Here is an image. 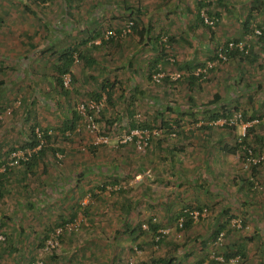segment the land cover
<instances>
[{"label":"rangeland","instance_id":"rangeland-1","mask_svg":"<svg viewBox=\"0 0 264 264\" xmlns=\"http://www.w3.org/2000/svg\"><path fill=\"white\" fill-rule=\"evenodd\" d=\"M180 1L188 4L180 11L183 18H179L178 0H0V161L8 159L9 163L14 153L30 155L37 151L40 146L20 148L32 126L48 128L51 138L47 145L59 149L55 154L44 153L33 174L23 172V166L6 174L0 166V174H6L0 178V264H151L163 256L179 264H239L240 257L237 261L224 260L229 248L227 237L223 235L218 241L213 232L215 224L230 216L225 192L228 168L229 175L245 170L239 153L227 149L241 143L242 130L236 127L239 137H234L231 128L212 123L210 137L204 138L199 126L205 120L197 106L219 94L227 108L243 111V105L250 103L245 96L255 93L239 87L241 74L237 76V90L231 88L234 82L230 73L239 71L240 59L236 56L220 70L206 72V81L194 89L191 103L186 81L174 80L168 86L164 76L159 82L152 76L157 71L165 76L187 72L184 62L191 70L194 63L206 64L216 43L237 39L264 45V38L254 33L255 29L264 31V0H205L204 10L214 18L220 13L222 20L218 18L210 30L199 24L202 32L194 29L192 35L178 31L186 29L184 22L190 16L184 9L189 6L196 10L198 0ZM252 10L250 27L245 29ZM131 11L133 15L127 18L125 14ZM128 20L137 22L135 30L93 49L94 65L75 60L72 72L76 80L72 82L68 74L62 76L68 81L63 82L67 90L64 95L54 70L62 49L78 46L95 30L120 29ZM173 23L176 33L167 29ZM142 30L145 32L140 36L136 31ZM159 36L161 42L168 41L162 55L156 39ZM177 40L187 44L180 45L184 49L173 44ZM92 42L99 44L100 39L92 38L87 45ZM156 58H160L158 69L149 78L151 62ZM104 83L112 84L111 101L101 90ZM93 93L102 95L104 117L119 116L123 130L106 126L104 118L98 117L96 132L85 126L62 132L64 114L69 119L73 110L78 111L77 105L92 99ZM253 101L258 103V98ZM127 103L133 107L131 116ZM166 103L172 105L173 115L184 113L180 129L187 140L183 143L178 135L171 138L152 122ZM193 105H197L195 122L189 114ZM255 118L264 130V114ZM132 119L154 127L143 149L136 141L120 146V137L127 133L125 126ZM103 134L108 135V142L96 144V137ZM163 137L169 139L165 146L178 154L173 170L178 176L166 169L169 160L157 148V140ZM248 141L256 148L252 136ZM256 181L257 188L252 189L258 192L264 184L258 177ZM221 188L223 191H218ZM126 200L132 201L128 213L123 210ZM193 205L205 208L206 215L189 228L178 230L175 216ZM75 210V219L62 226V220L68 221ZM235 217L230 221L239 220L242 227L241 214ZM146 219L160 225L157 231L165 235L161 243L153 241L158 236L146 224L144 234L123 233L126 221L134 226ZM60 227L58 240L50 239ZM46 235L44 245H40Z\"/></svg>","mask_w":264,"mask_h":264},{"label":"trees","instance_id":"trees-1","mask_svg":"<svg viewBox=\"0 0 264 264\" xmlns=\"http://www.w3.org/2000/svg\"><path fill=\"white\" fill-rule=\"evenodd\" d=\"M64 1H65L64 3H69V0H64ZM219 1L223 2V0H219ZM197 4H198L197 8H196L197 19L199 20V22L201 24L205 25L203 23V19L201 17L200 12H201V10L205 9L206 3L204 2V0H200L197 2ZM67 5L69 6V4H67ZM256 8L259 9L258 7H256ZM257 9H255V11H258ZM253 12H254L253 10L250 11L248 16H247V19L243 25V27L245 29H249V27H250L251 20H252L251 16L253 15ZM132 15H133L132 11L129 14H125V16L127 18H129V16L131 17ZM209 16H211V15H209ZM218 18L219 17L216 16V19H218ZM136 26H137V22L134 20L133 26H132V32L135 30ZM205 26L207 27L208 30L211 29L210 26H208V25H205ZM122 28H123V26L120 29H112V30L116 31V33L118 35L117 39H115L113 37H111L109 39H104L103 34H104L105 30L102 32H98V30H95V31H93L91 38L89 37V39H84L83 41H81L79 43L78 46H76V47L71 46V47H66V48L62 49V51L59 53V55L57 57L58 62L56 63L54 70H55V73L57 75L56 76V82L60 85V89L64 93V95H67V90L63 86L62 76L64 74H69L71 76L72 82H74L76 80V77H75L74 73L72 72L75 60L77 59L78 61H81L82 63L86 64L87 66L94 65L96 62V58L93 55V52H92L93 49L97 48L98 45H100V44H105V43L107 44L108 42H113L114 40H119L122 37L129 36L132 33L131 32L130 34H126V35L122 36L121 35ZM108 29H111V28H108ZM136 32L140 36H143L144 35L143 32H145V30L136 31ZM257 37L259 39L264 38V31L263 32L261 31V34L257 35ZM92 38H99L100 43L94 44L92 42L91 45H87L89 40H91ZM160 38L161 37L159 36L156 39L159 42L158 45L160 46V52H161L160 55H162L163 52L166 51L165 46L168 44L167 43L168 41L161 42ZM169 38L172 39L171 37H169ZM233 40L238 41L237 39H233ZM227 41H225L223 43H219L218 45L225 44ZM218 45L213 48L212 55L210 56L209 60H214L217 58L216 48L218 47ZM223 46L224 47L222 48V50L224 52H226L225 54L229 60L231 58L236 57V56L239 57L240 60H242L244 58H248L249 56H251L253 54L252 48H251L252 45H249V44H248L247 53H244L243 51H239L238 49L225 50L226 49L225 45H223ZM79 47H83V49H80ZM228 61L220 62L218 64V66H216V67L214 66L212 68H209L207 72H211L212 70H214V71L220 70L219 67L226 64ZM194 64L196 66L194 65V67H193L194 69H192V70L190 68H188L189 64H185L183 67L187 68L188 70L186 69L187 72H184L185 74L180 72L181 77L179 78V80L182 79L183 81H186L185 87L187 88L186 91H187V95H188V102H190V103L194 100V96H193L194 89L196 87H198L200 89L202 82L206 81V77H207L206 73L200 72V73L196 74V71H195L198 68H204L205 64H203V63H201V64L194 63ZM183 67H181L182 70H183ZM157 69H158L157 62L156 63L154 62L149 68L148 77L151 78L152 72H155ZM91 79H93V76H91ZM163 81L165 84H168V86H169L172 84L171 81H174V80L171 79L170 76L167 75V76H164ZM0 83H2V82H0ZM111 87H112V84H109V83H104L101 86L102 92L103 93L107 92L106 95H107L108 101L109 100L111 101V97H112L111 92H110ZM91 98L93 100L99 101L102 98V95L99 93H93V94H91ZM222 103L223 102H222L220 95L214 94L211 101H207L205 103L199 104L198 106L193 105V106L189 107V110H190L189 114H190V117H192L193 122H195L197 120L195 118V116H196L195 109H197V107H200L202 109V112H201L202 113V119L205 120V122L203 123V125L199 126V129L204 134V138L210 137L209 132L211 129L209 127V124H211L212 121L222 119V118H229L234 113L240 112L238 110H236V111L233 110L234 111L233 112L232 109L227 108ZM166 106L164 107L165 109H160L161 111L158 112V116L153 118L152 122H154L155 126H158L157 127L158 130H162V131L168 133L171 138L175 137V135H178L180 137V139H178V140L183 143L185 140H187V135H185L183 130L180 129V125L182 123L181 116L184 113L178 112V115L176 114V116H175V115H173L172 105L169 103H166ZM209 106H212V107H209ZM126 107H127L126 111L131 116L132 115L131 108H133L131 103H127ZM240 113H241L244 121L250 122V121L257 119L256 123H253L250 127L247 128L246 133H245L246 137H245V135L242 136L243 137L242 141H241V143H238V147H237V150H241V153H242L241 157H240L241 163H242L241 168L243 167V164L246 162L249 165L247 168L243 167V169L248 170V171L250 170L253 173V171L255 172L258 168L264 166V151H261L260 149H256L254 146L250 145L248 139L250 138V135L255 132V125H257L258 123H261V121L259 120V118L250 117V116L247 117V114L244 111H241ZM64 116H65L64 117L65 121L63 123L62 132H64V133L67 131L72 132L75 129H78V126L84 127V123L82 122V117L77 110L72 111V116L69 119L67 118L66 114H64ZM99 118H102V119L104 118L106 126H108V127L113 126V127H116L117 129L120 128V130L121 129L123 130V127H121V125L119 124V120H120L119 116L113 117V118L111 117L110 119L109 118L106 119V117H104L103 113L100 112ZM192 119H191V121H192ZM97 121H98V119H97ZM141 123L142 124H139L136 120L132 119L129 122L128 126L127 127L125 126V128H127L126 132H129L132 129H136V128L138 129L139 128L141 130L148 131L149 135H152V132H153L152 130L154 129V127L152 125L151 126L148 125L146 122H141ZM224 126L226 128H231L232 130H234L236 128L235 126H228L226 124ZM36 129H38L39 134L36 132ZM49 132L50 131L48 130V128H38L37 126H32V128L30 130L29 138L22 143L20 148L25 150L26 148L33 149V148H36L37 146H40V147L37 149V151H34L30 155H28V158L25 161L20 160V162H19L20 165L17 164L18 166L17 165H10V162L8 163V159L0 161V166H4L5 173L8 174L11 171H15L17 169V167L23 166V170H22L23 172H25L26 174H31V173L33 174L35 167L38 165L39 160L42 159L41 157H43L44 153H46L47 151H51L53 154H55V152L59 149H57L56 147L47 145V143H50V138H51V135ZM150 138L148 139V141L150 140ZM168 141H169V139L167 137H163L162 139L157 140L156 145H158L157 148L159 150H162V152L165 153L164 156L169 160V163H168V166H166V169L170 170L172 173L177 174V176H178L179 173H176L175 171H173L175 168V161L177 160L178 154L176 152H174L171 149V147L165 146V144ZM40 142H42V144ZM43 143H45L46 145ZM125 144L126 143H122V144H120V146L124 147ZM248 149L252 150V152H253L252 154L254 157H258L260 155H263V159L260 160L259 162H256V163H251L249 161L247 162L246 157L248 155V153H247ZM13 150H16V149H13ZM206 170H208V169H206ZM6 174L1 173L0 178H1V176L6 175ZM251 179L252 178L248 179L251 183V187L256 189L257 188V184H256L257 181L254 182V181H251ZM114 181H116V180H114ZM114 181H112L111 183L115 184L116 182H114ZM119 188L121 189V190L119 189V191L123 192V189L120 186H119ZM101 189H103V187H101ZM92 196H96V194L92 193ZM28 206L32 207V205L30 203ZM77 206H79V205H77ZM123 208H124L123 210L125 212H127V213L130 212L131 208H132V201L126 200V204L123 205ZM201 209L202 208H200L199 206L193 205V206H189L187 210L182 211L179 214H177L175 216V218H179L181 216L184 218L183 227L179 228L178 230H184L186 228H189L190 224L194 221V219L189 214V212L193 211V210H200L201 211ZM87 212H88V209L85 210V213H87ZM76 215H77V211L75 210L74 212L71 213L68 221H66L64 219L62 220L61 225L64 226L66 224V222H69L70 220L72 221L73 219H75ZM124 224L126 226L125 229L123 230L124 234H128V233H130L131 235L135 234V233L144 234L146 229L148 228L155 233V236L156 235L158 236V238L156 240L153 238V241H155L158 244L164 240L165 235L163 233H160L157 231L158 228L160 227V225L158 223L152 222L151 219H146L145 221L139 220L136 222V224L134 226L131 225L130 223H128L127 221ZM145 224H146L147 228H144ZM225 230H226L225 224H223V223L220 224L215 230L214 238H217L218 235L223 231H224V235H225ZM47 237H48L47 235L45 237H43L40 245H42V244L44 245V242H45L44 239ZM232 256L233 255L225 254L224 260L227 262L228 259ZM170 258H172V257H170ZM170 258H166L163 256V257L157 258L156 260H151L150 262H151V264H154V263H156V264L157 263H160V264H179L174 259H170Z\"/></svg>","mask_w":264,"mask_h":264},{"label":"crops","instance_id":"crops-1","mask_svg":"<svg viewBox=\"0 0 264 264\" xmlns=\"http://www.w3.org/2000/svg\"><path fill=\"white\" fill-rule=\"evenodd\" d=\"M178 1L180 2V3L178 2L179 3L178 13H179L181 10H183L182 8L188 4H184L180 0ZM184 10L190 13L189 14L190 18L186 17V21L184 22L186 23L185 25L186 29H182V31H178L176 29L175 24L173 23V25L167 26L168 31L170 33H176L178 31V33L181 32L179 34H182L183 32V33H189L191 35L194 33L195 30L202 32L201 28H197L198 26H200L199 24L201 23L197 19L196 10L193 11V9L189 6H187V8H185ZM169 14L170 16L172 15L171 12H169ZM215 14L219 15L218 16L219 19L222 20L220 13L216 12ZM183 17H184L183 12H180L179 18H183ZM225 30L226 28H224V32ZM219 33H221L220 30ZM216 37H219V34H217ZM171 38L172 40H174L173 39L174 37L171 36ZM182 40H177L176 44L175 43L173 44L177 45L178 49H184L180 45H187V44H184ZM216 40L218 39L216 38ZM209 43L210 44L208 45H213L212 42ZM218 44L219 43H216V45ZM251 48L253 54L248 58H244L243 60H241L242 63L244 62L243 64H239L241 63V61L238 60L237 69L239 71L233 74L230 73V77H232V82H234V84L231 86L233 91L237 90L236 89L237 88L236 82L238 80L237 76L238 74L239 75L241 74L240 78L243 82L241 81L242 83L240 84L239 87H242L244 90H248V92L255 93L254 95L248 93L245 96V98H247V100L250 103L243 105V111L248 116L255 117V115L264 114V45H260V44L252 45ZM245 60H247V62H245ZM158 61H160V58L159 60L156 58L153 62H151V65L154 62H158ZM184 64H186V62H184ZM240 70H242L241 73ZM237 84H239V82ZM254 98L255 99L258 98V103L257 102L256 104L253 103ZM239 103L240 102L238 101V104ZM233 110L236 111L237 109L234 108L232 109V111ZM238 133H239L238 128L233 130L234 137L237 136L239 137ZM250 136H252V139L255 142L256 149H260L261 151H264V130L263 127L261 126V123L255 125V132ZM237 147L238 145H235L234 147L227 146V149L232 154L239 153V159H240L241 155H240V151L237 150ZM229 172H230V168H228V172H227L228 182L226 184L227 186L225 192L228 202L226 206V212L230 213V216H228V219H226L225 222L224 221L220 222L221 224L223 223L226 226L225 235L227 237L226 239L228 240V246H229L226 254L233 255L228 259V261L233 258L240 257V261L238 262L239 264H264V186L261 185V187L263 186L262 190L260 188L259 190L261 191L255 192L251 187L250 181L248 180L249 178H252L251 181H255L258 177L261 180V184L262 183L264 184V166L258 168L255 172L253 171L251 175L250 173H247L245 171H242V173L238 171L236 173L233 172L232 175H229L230 174ZM222 189L223 188L218 189V191L219 190L223 191ZM237 213L238 214L240 213L241 216L243 217L242 227L240 228L232 226L231 224L232 220L230 221L231 218L236 219L235 216L238 215ZM220 223H217L218 225L215 224L216 228L220 225ZM215 229L213 232V236L215 235Z\"/></svg>","mask_w":264,"mask_h":264},{"label":"built area","instance_id":"built-area-1","mask_svg":"<svg viewBox=\"0 0 264 264\" xmlns=\"http://www.w3.org/2000/svg\"><path fill=\"white\" fill-rule=\"evenodd\" d=\"M201 17L203 19V23L205 25L210 26L211 28L215 27L216 21L217 19L209 16L208 13L203 9L200 12ZM132 26H133V21L132 20H128L124 25L123 28L121 30V35L124 36L126 34H130L132 32ZM254 33L256 35H260L261 31L258 29L254 30ZM118 38V35L116 33V31L112 30V29H106L104 31L103 34V38L104 39H109V38ZM164 41H166V39H164ZM223 45H225V50H234V49H238L239 51H243L244 53H247L248 50V43L245 40H228L225 44H221L218 45V47L216 48V56L217 58L214 60H209L206 64L204 68H198L196 70V74L200 73V72H204L206 73L208 71L209 68H212L214 66H216L217 64H219L220 62H224V61H228V57L226 56V52H224L222 50V48L224 47ZM171 61H174L172 59H170ZM68 76H70L68 74ZM163 76H165L163 73H161L160 71H157L156 74H154L152 77L154 78V81L159 82ZM170 78L173 80H178L181 77V73L180 72H173L171 73V75L169 74ZM63 77H65V75H63ZM70 77L67 79L69 80ZM65 84H67L68 81L64 80L63 81ZM78 106V111L81 114L82 117V121L84 123V126L86 127L87 130H89L90 132H96L97 131V118L99 117L100 112L103 109V104L101 99L99 101L90 99L89 101L85 102V103H80L77 105ZM257 122V119L247 122L244 121L242 118V115L240 112H236L234 113L232 116H230L229 118H222V119H218L215 121H212L211 124H219V125H228V126H235V127H240L241 128V133L244 136L246 133V130L249 126H251V124ZM36 132L38 133V129H36ZM39 134V133H38ZM150 135L148 131H144L141 129H132L131 131L124 133L121 137H120V143H130V142H135L136 141V145L139 149H143L144 146H146V144L148 143V139H149ZM136 138V139H135ZM108 135H98L96 137V144H105L108 142ZM135 139V140H134ZM248 155L246 157L247 162H251V163H256L259 162L260 160L263 159V155H260L258 157H254L253 156V152L251 149H248L247 151ZM28 158V155H25V153H14L11 157V161L10 165H17L19 164L20 160H26ZM248 163H244L243 167L247 168L248 167ZM257 184V182H256ZM206 209H201L200 210H193L190 211L189 214L192 216V218L194 220H198L200 216H204L206 215ZM183 222H184V218L181 216L178 218L177 221V227L178 228H182L183 227ZM232 226H236V227H241V221H232ZM145 227V226H144ZM62 229L57 228L55 229L50 236V239H55L58 240V237L61 235ZM224 235L223 232H221L218 237L216 238L218 241L221 240V237ZM234 259V258H233ZM235 261L238 260V258L234 259Z\"/></svg>","mask_w":264,"mask_h":264}]
</instances>
